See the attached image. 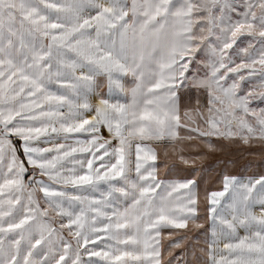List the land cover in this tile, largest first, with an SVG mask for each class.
I'll return each mask as SVG.
<instances>
[{"label": "snow or ice", "instance_id": "snow-or-ice-1", "mask_svg": "<svg viewBox=\"0 0 264 264\" xmlns=\"http://www.w3.org/2000/svg\"><path fill=\"white\" fill-rule=\"evenodd\" d=\"M256 99L264 0H0V264H264V173L160 176L264 146Z\"/></svg>", "mask_w": 264, "mask_h": 264}, {"label": "rangeland", "instance_id": "rangeland-1", "mask_svg": "<svg viewBox=\"0 0 264 264\" xmlns=\"http://www.w3.org/2000/svg\"><path fill=\"white\" fill-rule=\"evenodd\" d=\"M244 74L247 76V70H244ZM258 84V80H253L251 83H249V81L246 79L241 84V94H243V92L246 90H252ZM252 107L262 108L264 107V102L256 99L252 102ZM24 159L27 166L26 158ZM160 173L162 177L165 178H195L198 182L201 197H203L204 190L206 188L209 191L222 189L221 181L222 176L225 173L238 176H258L259 174L264 173V146L259 144H253L249 146L244 145L239 141L234 144H228L227 142H224L218 151L206 156L202 162L196 165V172H193L190 169L183 170V167L181 166L180 169L169 175L168 170L161 166ZM165 235H167V230H165ZM193 235L196 234L194 233ZM163 243L165 244V248H167V241H163ZM180 251V249H176L174 255L179 256ZM165 258H168L166 251Z\"/></svg>", "mask_w": 264, "mask_h": 264}, {"label": "crops", "instance_id": "crops-1", "mask_svg": "<svg viewBox=\"0 0 264 264\" xmlns=\"http://www.w3.org/2000/svg\"><path fill=\"white\" fill-rule=\"evenodd\" d=\"M52 136H55L56 134H51ZM70 135V137H71V139H69L68 141H67V143L68 144H72V145H75V141L77 140V139H85V138H90V136H89V134L88 133H71V134H69ZM105 135H107V133L105 132ZM44 140H45V137H41L40 138V141L39 142H37L38 143V146H40V147H52V142H49V143H44ZM56 142H60V143H63L64 141L61 139V140H57ZM76 155H78V156H82V154H76ZM133 160H134V157H133ZM158 163H159V161H158ZM71 165L69 164V167H70ZM160 176H161V178H165V177H162V175H161V173H160ZM168 179H174V180H183V179H185V178H187V177H176V178H173V177H167ZM99 243V242H98ZM102 246V245H101Z\"/></svg>", "mask_w": 264, "mask_h": 264}, {"label": "trees", "instance_id": "trees-1", "mask_svg": "<svg viewBox=\"0 0 264 264\" xmlns=\"http://www.w3.org/2000/svg\"><path fill=\"white\" fill-rule=\"evenodd\" d=\"M17 143H18V142H17ZM19 154L21 155V158L24 159L23 154H22L21 152H20Z\"/></svg>", "mask_w": 264, "mask_h": 264}]
</instances>
